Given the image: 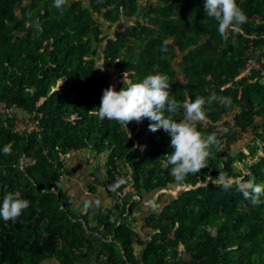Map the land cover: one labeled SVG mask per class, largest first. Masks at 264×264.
<instances>
[{
  "label": "trees",
  "instance_id": "obj_1",
  "mask_svg": "<svg viewBox=\"0 0 264 264\" xmlns=\"http://www.w3.org/2000/svg\"><path fill=\"white\" fill-rule=\"evenodd\" d=\"M146 1L141 19L142 0H68L62 12L54 0H0V205L8 193L30 202L15 222L0 219V264H83L98 242L97 260L106 264H264V203L254 206L237 190V182L264 184V0H237L248 20L235 44L231 33L225 44L206 18L204 0ZM105 26L114 32L104 36ZM253 56L261 69L240 78ZM112 69L119 78L128 73L130 83L166 74L177 122L185 99L231 97L229 107L206 104V120L197 124L220 140L207 168L178 184L163 159L173 151L163 129L149 131L145 118L128 125L139 126L130 134L89 113L104 89L125 87L109 81ZM19 112L34 129L17 132ZM233 112L234 122L226 121ZM244 134L253 135L248 153L233 156L229 149ZM136 145L143 150L132 151ZM84 151L106 158L112 197L130 186L140 202L170 186L184 190L161 210H141L140 230L139 202L118 206V215L103 210L93 225L61 187L67 158ZM236 162L245 169L237 173ZM220 173L232 180L227 191L212 182Z\"/></svg>",
  "mask_w": 264,
  "mask_h": 264
},
{
  "label": "clouds",
  "instance_id": "obj_2",
  "mask_svg": "<svg viewBox=\"0 0 264 264\" xmlns=\"http://www.w3.org/2000/svg\"><path fill=\"white\" fill-rule=\"evenodd\" d=\"M68 0H54L53 7L63 11ZM204 12L206 18H212L217 23V31L225 44L228 43L229 34L233 35L232 43L235 44V35L242 31V25L247 23V15L237 4V0H204ZM39 30L40 25H35ZM169 39L163 41L162 52H167ZM125 87L120 91L115 86H109L103 90L101 102L98 108L89 111L104 121H115L128 130V125L133 121L142 122L145 118L151 121L149 131L157 132L163 129L171 137V154L163 159L170 166V175L179 184L185 181L189 175H196L202 169L207 168L206 161L211 155L210 149L215 146L219 149L220 140L216 132L204 135L197 129V124L206 120L205 105L213 102L222 106H231V97L217 96L213 93L207 99L197 96L194 100L185 99L183 103L184 116L179 122L170 118L178 114L179 105L170 97L169 78L166 74H149L141 82L130 83L129 74L124 73ZM165 112L170 116H165ZM143 148L134 146L132 151ZM9 154L7 146L3 149ZM224 191L232 186V180L219 174L218 179L212 181ZM237 190L244 199L256 206L264 203V184L254 181L237 182ZM26 199L17 198L13 193L4 196L0 205V219L5 223L15 222L29 207Z\"/></svg>",
  "mask_w": 264,
  "mask_h": 264
},
{
  "label": "rangeland",
  "instance_id": "obj_3",
  "mask_svg": "<svg viewBox=\"0 0 264 264\" xmlns=\"http://www.w3.org/2000/svg\"><path fill=\"white\" fill-rule=\"evenodd\" d=\"M156 4V2H154ZM149 2L142 0L143 11L141 12V19H144L145 14L147 13V8L149 7ZM128 22L123 20L119 24V27H125V24ZM133 23H131L132 25ZM104 36L110 35L114 32V28H108V26L103 27ZM102 48L99 49V53L96 57L97 67L100 69L102 67V51L105 48V43H103ZM258 52V50L256 51ZM180 59L175 61L176 67ZM110 80L115 85L124 82V78H119L115 69L109 71ZM1 112L3 110H0ZM236 112L231 113L226 116V121L229 118H233ZM17 116V126L19 131L32 130L35 127V122H31L28 116H25L21 112L15 113ZM260 121V120H259ZM204 122V121H203ZM140 123V122H139ZM232 123V122H231ZM134 126H136L134 128ZM132 127H128V130L124 128L128 133L131 134L132 129H135V133L139 131L138 124H134ZM253 139L252 134H244L243 139L240 140L236 145L230 147L229 151L233 156L238 155L240 152L248 153L247 147L250 145ZM67 169L61 181V187L69 192V189L75 195V209L78 210L83 215H88L94 225L97 223L95 219L98 220L103 210L112 211L113 215H118L117 207H123L124 203H133L139 202V205L136 208L135 215L139 217L141 225L144 224L145 214H140L141 210H150L158 211L161 210L165 205L170 203L172 200L176 199L181 191L184 189L178 186H170L166 190H160L159 192H154L152 194H145L144 199L140 202L139 199H136L134 190L131 189V186L128 187L124 193L121 195L116 194L115 196H110L107 189L106 183V173L105 171V162L106 158L104 156L100 157L99 160L95 159V154L93 152H81L73 154L67 158ZM247 164H251V160L246 161ZM237 173L245 169V165L239 162L234 164ZM95 175L93 177L92 175ZM122 177L118 178V182H123ZM94 186L97 190L96 194H92L90 188ZM98 246V245H97ZM97 256V255H96ZM87 264H94L93 261L87 260ZM43 264H58L56 261H46Z\"/></svg>",
  "mask_w": 264,
  "mask_h": 264
},
{
  "label": "built area",
  "instance_id": "obj_4",
  "mask_svg": "<svg viewBox=\"0 0 264 264\" xmlns=\"http://www.w3.org/2000/svg\"><path fill=\"white\" fill-rule=\"evenodd\" d=\"M257 57L258 56H253L247 61L246 65H245V68L241 71L240 78H242V77H250V76L253 75V72L258 71V70L261 69V64L257 60ZM228 121L232 122V123L234 122L233 118H229ZM16 130H17V132H20L19 129H18V126H17Z\"/></svg>",
  "mask_w": 264,
  "mask_h": 264
},
{
  "label": "crops",
  "instance_id": "obj_5",
  "mask_svg": "<svg viewBox=\"0 0 264 264\" xmlns=\"http://www.w3.org/2000/svg\"><path fill=\"white\" fill-rule=\"evenodd\" d=\"M69 193H70V195L71 196H75L74 194H73V188H72V192H71V190L69 189ZM148 209V208H147ZM90 221H91V219H90ZM97 221V219H95V222ZM91 223H92V221H91ZM93 225H94V223H93ZM142 227H144L143 225L139 228V230L142 228ZM145 231H147V229H145ZM98 245V246H97ZM100 250H101V245H100V243L98 242V243H94V247H93V249H92V251L91 252H89V257H88V259L90 260V261H93V263L94 264H106V262H105V260L102 258V259H100V260H97L98 259V255H99V253H100ZM97 255V256H96ZM87 259V260H88ZM84 261V263L83 264H87V262L88 261Z\"/></svg>",
  "mask_w": 264,
  "mask_h": 264
}]
</instances>
